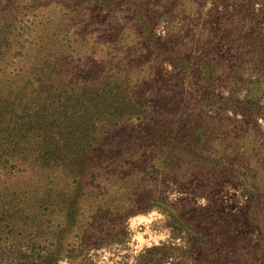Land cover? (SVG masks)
<instances>
[{"label": "rangeland", "instance_id": "374dc122", "mask_svg": "<svg viewBox=\"0 0 264 264\" xmlns=\"http://www.w3.org/2000/svg\"><path fill=\"white\" fill-rule=\"evenodd\" d=\"M58 2L0 72V264H264V0Z\"/></svg>", "mask_w": 264, "mask_h": 264}, {"label": "trees", "instance_id": "16d2710c", "mask_svg": "<svg viewBox=\"0 0 264 264\" xmlns=\"http://www.w3.org/2000/svg\"><path fill=\"white\" fill-rule=\"evenodd\" d=\"M19 1H21V0H19ZM140 1L141 0H135V2H137L138 4H140ZM0 2H1V0H0ZM23 3H24V6L21 9H20V6H18V5L15 6L13 4V7L11 8V10L9 12L11 15L10 17H3L2 16L3 17L2 18L0 16V48H5L6 42H7V47H6V49H4V51L7 53H9V52L12 53V54H10V58L13 61V63L11 62L9 64H6L5 62L0 61V72L3 73L6 70H8L10 75L13 74V77L11 80L14 81L13 83H15V84H17V81H19V80L28 79L31 77L29 75V72H28L29 67H27L26 71L23 72V67L17 68V64L26 63L27 53H29V51L38 52V50H35V48L39 45H40L39 47H41L42 43H41V39L38 37V35L36 33H34V30L41 35H43V33L45 31L47 32V30L41 31V30H37V28L40 27L41 22H43L45 19L50 20L51 17H50L49 9L53 8V7L57 8V6H59V4H60L58 2V0H25ZM0 11H1V7H0ZM144 15H145L144 17H147L146 14H144ZM67 20H69V19H67ZM42 29H43V27H42ZM54 31H55V28H53V32ZM66 33L70 34V31H66ZM1 38H5L6 42ZM42 41H43V39H42ZM44 46H45V43L41 48L42 52L46 50V48H44ZM54 49H55L54 45L48 49V51L51 54L49 55L47 60L62 62L63 57L60 56V58L58 59L57 58L58 53L53 52ZM63 49H65V47ZM37 61H38L39 69L41 70V72L44 73L46 71L47 72L51 71L53 73H57V68H54V66H49L47 63H43L42 61H39V58L34 63H32V65H34ZM74 63H75L74 60L71 59L68 61L67 64L73 65ZM9 122H11V120ZM13 126H14V128L11 129V125L8 124L7 129L11 130V132H12V130H14L13 132H15L19 129V128H17V126H15V125H13ZM24 138L27 139L28 136L25 135ZM12 142H14L17 145L23 144L20 141V139L12 140ZM15 144L10 143L8 145V147L14 148ZM24 144H25V140H24ZM10 148H7V149H10ZM46 156L47 157L49 156V163L44 164L46 170H50L52 172V174L57 176V177H59L60 174H61V176H64L65 171L63 169H65V165L62 163L61 164L59 163L58 153L56 151H53V152L47 153ZM2 157L5 159V161L3 164L0 165V170L6 171V166L9 163H11V167H10L11 169H13L15 167V161H13V155L12 154L8 153V154L1 156V158ZM14 172H15L14 174L20 173V170L19 171L16 170ZM50 178L52 180H50L49 184H52V188L49 191H47L46 193H44L43 197L46 199L45 201L52 202L54 200V197L59 198L60 194H58L59 196H56V192H55L56 190H55L54 185H53L54 178H53V176H50ZM53 193H55V195H53ZM157 207H159V206H157ZM133 209L134 208H132L130 210V212H127V211H125V212L126 213H132ZM24 211L25 210H23V209L13 210L12 208H9V211H7V215H10V217H8L6 215V213H4V212H2L3 213L2 216L5 218L13 219L14 216L21 214ZM168 213H169L168 215H170L171 212L169 211ZM118 215H120V213ZM122 215H125V214H122ZM152 250H160V249L158 247H153ZM22 254H24V253H21V256L19 259H22V257L23 258L25 257V254L24 255H22ZM44 262L46 264H57L58 260H56V258L53 256H47L44 258Z\"/></svg>", "mask_w": 264, "mask_h": 264}]
</instances>
